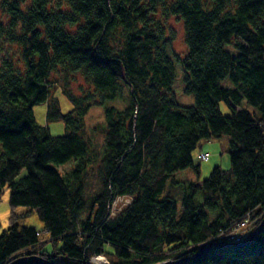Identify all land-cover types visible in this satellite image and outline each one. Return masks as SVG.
Wrapping results in <instances>:
<instances>
[{
    "label": "trees",
    "instance_id": "trees-1",
    "mask_svg": "<svg viewBox=\"0 0 264 264\" xmlns=\"http://www.w3.org/2000/svg\"><path fill=\"white\" fill-rule=\"evenodd\" d=\"M0 12V195L7 187L11 207L27 208L13 210L0 234V264L29 255L264 264V227L244 247L217 240L231 244L205 250L258 217L245 239L264 217V0H0ZM169 16L183 22V53ZM176 61L194 104L177 102ZM78 77L79 93L70 86ZM119 99L122 108L105 105ZM43 103L67 133L37 121L33 107ZM93 105L104 106L100 145L85 122ZM223 136L230 167L186 182L177 217L168 183L181 169L199 174L194 151ZM118 198L128 202L114 206ZM34 211L44 235L20 223Z\"/></svg>",
    "mask_w": 264,
    "mask_h": 264
},
{
    "label": "rangeland",
    "instance_id": "rangeland-1",
    "mask_svg": "<svg viewBox=\"0 0 264 264\" xmlns=\"http://www.w3.org/2000/svg\"><path fill=\"white\" fill-rule=\"evenodd\" d=\"M1 15V12H0ZM2 18V16H1ZM167 24L171 29L174 30L175 40L173 43L174 50L183 53L185 52V42H184V27L181 19L175 16H169L167 19ZM55 78V75L53 76ZM85 80L82 77L76 78L74 81H71V87L75 92H80L79 85H84ZM224 84H231L229 80H225ZM55 87L59 89L62 88L61 80L55 84ZM173 90L176 95L177 102L182 105H191L194 104L195 99L192 94H187L184 92V81H183V69L177 61L175 62V80L173 83ZM59 96V100L61 103V107L63 111H67L72 107L71 101L68 99L66 95L63 93L57 94ZM117 105L118 107H124L125 103L122 100H115L112 102H108L105 105ZM250 110H254V108L247 103H243ZM220 109L223 113H230V107L227 102H220ZM34 114L36 116L37 121L40 124L48 125L49 131L54 134H64L67 133V128L64 122L62 121H47L46 112L47 105L46 104H37L33 107ZM86 125L88 126V130L91 134L96 138L97 143L99 145L103 142V132L102 127L105 124V116H104V106L103 105H93L88 114L85 117ZM228 140L226 136H223L221 139H209L205 140L201 143L195 151V163L200 165L199 174H197L192 168H185L177 171L174 175L176 182L168 183V187L171 191L172 196L175 198L177 203V217L182 214V199L185 190V183L190 180H203L207 178L213 169L214 166L219 165L224 169H227L231 165L230 155L228 153ZM200 152H208L210 157L208 160H202L200 158ZM71 162H68L62 165L60 168L70 166ZM128 202V198H118L114 202V206H121L122 204H126ZM27 208L25 206H18L16 208H12L9 203V189L7 187L4 188L2 194L0 195V234L2 231L7 228L10 224V217L13 212H24ZM21 224L29 225L35 227L37 230H42L43 224L39 219L38 214L34 211L27 215L25 218L20 220ZM43 232V230L41 231ZM45 233L43 232V235ZM46 248L51 250V242L46 244ZM105 258L104 262H96L94 261V257L91 259V263L94 264H110L109 258L105 255H102ZM96 257V256H95Z\"/></svg>",
    "mask_w": 264,
    "mask_h": 264
},
{
    "label": "built area",
    "instance_id": "built-area-1",
    "mask_svg": "<svg viewBox=\"0 0 264 264\" xmlns=\"http://www.w3.org/2000/svg\"><path fill=\"white\" fill-rule=\"evenodd\" d=\"M210 154L208 152H200V158L202 160H208ZM258 218L252 220L251 218L245 219L241 222L233 223L231 227L220 234L212 237L208 241L227 240L231 242H239L243 239V235L246 231L257 221Z\"/></svg>",
    "mask_w": 264,
    "mask_h": 264
},
{
    "label": "water",
    "instance_id": "water-1",
    "mask_svg": "<svg viewBox=\"0 0 264 264\" xmlns=\"http://www.w3.org/2000/svg\"><path fill=\"white\" fill-rule=\"evenodd\" d=\"M263 227H264V217L259 223V225L245 239H243L241 242H237L233 244L244 247L245 245L249 244L257 236V234L262 230ZM219 244H231V243L225 242V241L209 242V245L205 250L210 249L211 247H214ZM10 264H53V263L44 259L41 255H29L26 257L18 258L14 260L13 262H11ZM90 264H94V263H90ZM163 264H167V263H163Z\"/></svg>",
    "mask_w": 264,
    "mask_h": 264
},
{
    "label": "bare ground",
    "instance_id": "bare-ground-1",
    "mask_svg": "<svg viewBox=\"0 0 264 264\" xmlns=\"http://www.w3.org/2000/svg\"><path fill=\"white\" fill-rule=\"evenodd\" d=\"M94 261H96V262H104L105 258L102 255H98V256L94 257Z\"/></svg>",
    "mask_w": 264,
    "mask_h": 264
}]
</instances>
